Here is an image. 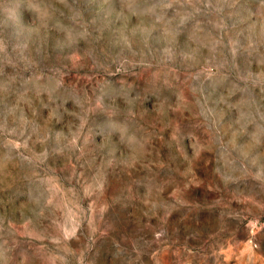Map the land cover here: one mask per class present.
<instances>
[{
	"label": "rangeland",
	"instance_id": "obj_1",
	"mask_svg": "<svg viewBox=\"0 0 264 264\" xmlns=\"http://www.w3.org/2000/svg\"><path fill=\"white\" fill-rule=\"evenodd\" d=\"M170 3L54 0L44 28L0 0V123L37 128L0 171L7 264H264V0Z\"/></svg>",
	"mask_w": 264,
	"mask_h": 264
},
{
	"label": "clouds",
	"instance_id": "obj_2",
	"mask_svg": "<svg viewBox=\"0 0 264 264\" xmlns=\"http://www.w3.org/2000/svg\"><path fill=\"white\" fill-rule=\"evenodd\" d=\"M61 3L64 0H60ZM237 0H216V11L219 13L224 8H233ZM172 4L179 5L181 9L190 8L191 11H185L184 15L181 16L180 23L183 24L184 20L187 16H191L194 13H199L200 6L203 5L205 8L208 7L206 0H172V3L164 5V7H172ZM25 12L28 14L31 24L34 22V18L37 21H40V26L47 28L49 23L53 21L56 13V9L54 7V0H26ZM181 15L180 13H177ZM233 21H235V16H233ZM197 28H201L200 21H195ZM214 27H217L220 30V36L216 37L218 43H223L225 35L230 31L228 25L225 23V16L219 15L214 24ZM242 35V33H240ZM264 36V33H261ZM233 43L232 37L228 38V45ZM206 44H200L199 47H206ZM254 47V40L249 37L247 48L251 49ZM11 48L14 52L16 50L13 38L11 36L5 35L3 32H0V72L3 71V64L5 63V59L8 55L7 49ZM231 51V55L233 61L235 59V50L229 49ZM175 61L177 66H181L188 59H191L186 53H184L181 48H177L175 52ZM191 67V65H189ZM216 65L208 66L204 69L205 79H209L212 76H216L217 73L213 72V68ZM221 67H224L227 71L228 68L232 67L229 65L227 61H224ZM224 80H227V77H222ZM194 93L198 91V89H192ZM23 96H27V92L22 94ZM39 92H37V96ZM200 95H203L201 92ZM28 103L27 100L24 101ZM196 106L203 108L200 100H196ZM162 107V106H161ZM117 113L115 110L111 111V116H116ZM11 115V114H10ZM259 120L264 122V115L258 113ZM254 122V121H253ZM37 134V128L34 125V122L30 120L27 116L21 115L19 118L15 116L12 117L11 124L9 126H5L3 123H0V148L6 149L5 155L0 158V171H3L5 166L12 162L13 160H18L22 165L27 163H32V156L26 155L25 152L28 150V142L32 140L33 135ZM42 137V138H41ZM48 138V132L43 131L41 135L37 136V140L39 142H43L44 139ZM0 264H7V257L5 255V251L0 249Z\"/></svg>",
	"mask_w": 264,
	"mask_h": 264
}]
</instances>
